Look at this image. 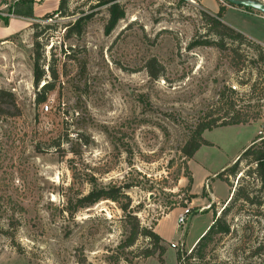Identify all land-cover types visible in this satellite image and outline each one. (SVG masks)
<instances>
[{"label":"rangeland","instance_id":"obj_1","mask_svg":"<svg viewBox=\"0 0 264 264\" xmlns=\"http://www.w3.org/2000/svg\"><path fill=\"white\" fill-rule=\"evenodd\" d=\"M15 1L0 0V264H264V188L246 175L244 160L227 176L231 186L216 176L264 136V59L252 44L218 41L202 0H118L124 17L108 31L106 6L71 0V9L93 15L79 37L63 36L73 15L49 29L43 59L58 78L37 104L31 26L58 1L35 0V19L15 15ZM151 58L162 66L158 77L148 73ZM227 87L243 121L205 130L210 145L184 156L199 121L225 116L220 92ZM111 185L130 186L127 213L142 227L155 231L174 210L162 254L143 257L153 248L146 236L123 246L135 220L117 202L79 206L90 189ZM238 186L250 199H232L222 215ZM211 194L217 198L208 204ZM206 206L229 231L178 261L169 243L182 241L193 253L210 211L184 226L178 214Z\"/></svg>","mask_w":264,"mask_h":264},{"label":"trees","instance_id":"obj_2","mask_svg":"<svg viewBox=\"0 0 264 264\" xmlns=\"http://www.w3.org/2000/svg\"><path fill=\"white\" fill-rule=\"evenodd\" d=\"M35 0H16L15 1V10L14 14L22 16L25 18L35 19L33 12V3ZM95 3L89 8H94L97 6H106L108 11V22L106 30H110L114 27L116 22L124 17V7L118 0H94ZM71 0H58L57 7L51 12H45L42 16L38 17V22L32 23V36H33V83L37 88L35 91V101L37 104L46 100L48 93L54 88V82L58 78V72L55 68V65L52 63H44L43 59V45L50 40L52 31L49 29L59 26L62 23L59 22V18L74 16L73 19L67 21L62 25L63 36L66 39L71 37H79L83 34L85 30L86 23L92 17V12L87 10H75L70 8ZM225 11V6L219 3V9L214 15L202 12L203 17L208 21V24L211 26L213 32L219 37L218 41H222L224 37L236 41L238 44L251 43L253 48L257 51V55L260 60L264 59V47L254 41L247 39L242 33L236 31L232 27L224 24L220 18L222 17ZM43 21V23H41ZM212 40L211 43L216 41ZM210 43V44H211ZM53 45H51V48ZM46 65V67H45ZM149 75L152 77H158L160 71H162V66L157 62L155 58L148 60L146 64ZM159 70H157V68ZM41 84V86H39ZM226 92L230 94H235L234 88H226L220 92L221 98L224 99L222 103V109L224 110L225 116L221 118H210L209 121L201 120L199 121L193 130L190 131L185 143L181 147V152L184 156L191 158L193 154L202 146L210 145V142L205 140L202 137V134L205 130H211L217 126H227L239 124L243 121V118H240L244 114L239 110H234L235 101H228ZM3 90H0V97H2ZM222 99L221 102L223 101ZM221 121V122H219ZM261 134V133H260ZM245 161L248 165L246 175H254L258 180L261 188H264V136L260 137L259 142L254 140L249 146H247L233 161L232 164H229L221 169L217 173V177H224V181L229 184L227 176L235 174L238 169L241 161ZM189 180L188 187L190 188V183L192 182L191 175H185ZM222 179V178H221ZM130 187L129 185L125 186H115L111 185L108 187L92 188L85 195L81 196L78 200L79 206L85 207L99 202L100 200H111L119 204V208L126 213L128 218L134 219L130 224V229L128 231V236L123 242V246L130 247L132 246L136 239L139 236L148 237L153 243V248L147 249L143 252V257H148L153 255L158 251V254H162L164 251L163 246L159 243L163 240L158 233L154 230H150L146 227L140 226L139 222L136 220L134 215L127 213L130 207V198L126 194V189ZM242 188H233L230 192L231 195L228 199L227 205L222 209L221 213L224 215L229 209V202L234 199L241 197V199L248 201L250 198L248 193L241 191ZM195 197L194 194L191 195V198ZM191 210V209H190ZM192 211V210H191ZM229 231V225L224 221L222 216H214L213 213V222L209 225L208 229L204 234L196 241L192 247L191 252L193 253L187 255L184 253L183 258L189 260L192 255L195 253H200L207 242L214 234H224ZM182 256L177 254L178 261H181Z\"/></svg>","mask_w":264,"mask_h":264},{"label":"crops","instance_id":"obj_3","mask_svg":"<svg viewBox=\"0 0 264 264\" xmlns=\"http://www.w3.org/2000/svg\"><path fill=\"white\" fill-rule=\"evenodd\" d=\"M58 0H56L57 2ZM55 2V3H56ZM204 5L208 6V9L211 14L217 13L219 9V3L216 0H202ZM223 5H225V11L223 13V16L221 18L222 22L233 29L237 30L238 32L242 33L246 37L256 41L257 43L264 46V15L258 12L257 10H253L250 8H245L241 6H235L230 5L222 2ZM231 193L228 194L227 200L229 199ZM217 196H213L211 194L210 199L211 201L207 199V203H214L216 201ZM201 211L197 214H200L202 212H209L210 211V218L206 224V226L202 229V231L198 234V236L195 237L193 242L191 243V246H193L196 241L204 234V232L208 229L209 225L213 222V211L209 210L206 206V208L202 207L199 208ZM174 210H170L165 218H163L162 221H158L155 227V232L160 235V237L163 239V241L168 242L172 238H169V236L164 234V227L166 223V219L172 213ZM195 216V215H193ZM192 218L189 220L191 221ZM162 229H159V228Z\"/></svg>","mask_w":264,"mask_h":264},{"label":"water","instance_id":"obj_4","mask_svg":"<svg viewBox=\"0 0 264 264\" xmlns=\"http://www.w3.org/2000/svg\"><path fill=\"white\" fill-rule=\"evenodd\" d=\"M225 1L230 5L241 6V7L257 10L258 12L264 15V3L262 1L259 0H225ZM200 211H201L200 209H195L188 217V220H190L194 214Z\"/></svg>","mask_w":264,"mask_h":264},{"label":"built area","instance_id":"obj_5","mask_svg":"<svg viewBox=\"0 0 264 264\" xmlns=\"http://www.w3.org/2000/svg\"><path fill=\"white\" fill-rule=\"evenodd\" d=\"M45 107L47 108V106H45ZM191 213H192V211L189 208V209H186L183 213L178 214V217H177L178 225L184 226ZM169 245L171 248L177 250V252H179V254L183 258V255L186 251L184 249V243L182 241L170 242Z\"/></svg>","mask_w":264,"mask_h":264}]
</instances>
